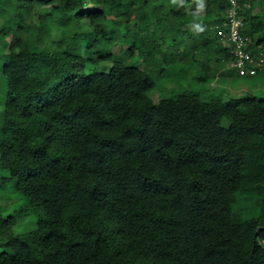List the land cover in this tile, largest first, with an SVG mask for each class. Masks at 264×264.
Instances as JSON below:
<instances>
[{"label":"trees","instance_id":"1","mask_svg":"<svg viewBox=\"0 0 264 264\" xmlns=\"http://www.w3.org/2000/svg\"><path fill=\"white\" fill-rule=\"evenodd\" d=\"M236 2L264 54V0ZM230 7L0 0V187L42 210L18 234L0 216V264H264V96L148 95L162 62L230 59L212 37Z\"/></svg>","mask_w":264,"mask_h":264},{"label":"rangeland","instance_id":"2","mask_svg":"<svg viewBox=\"0 0 264 264\" xmlns=\"http://www.w3.org/2000/svg\"><path fill=\"white\" fill-rule=\"evenodd\" d=\"M185 10L187 12L196 10L203 13L204 5L198 4V6H195L193 3H189L185 5ZM260 10L264 11V5L255 6L253 11L258 13ZM189 30H193V26ZM120 31L123 33L124 28L121 27ZM215 35H217V31L212 33V37H215ZM177 36L181 38L183 35L179 34ZM255 37H258V35H255ZM111 50L116 53L115 57L117 54L119 57L125 51L127 54L131 51L128 49V42L120 39L116 40V43L111 46ZM222 57L223 53L217 52L213 55L195 56L191 62H182L179 59L174 63L170 62V64L162 62L151 71L154 85L149 89L148 95L154 102H157L161 97L171 96L176 92L183 91L196 92L205 100L211 98L230 100L247 94L264 96V74L240 76L237 74L239 73L237 69L227 67L230 64ZM142 59L135 51L130 53L124 62L143 66ZM25 205V197L21 192L11 187L9 181L0 187V216L5 217L9 214L22 213L12 227L13 234L33 229L36 225V219L42 215L41 209L29 208L27 210ZM0 250H2V247H0Z\"/></svg>","mask_w":264,"mask_h":264},{"label":"built area","instance_id":"3","mask_svg":"<svg viewBox=\"0 0 264 264\" xmlns=\"http://www.w3.org/2000/svg\"><path fill=\"white\" fill-rule=\"evenodd\" d=\"M229 1L231 7L227 11L228 18L223 22L226 28L219 27L216 36L228 47L231 53L228 60L230 66L237 69L240 74H254L264 65V54L261 51L251 53L245 49L248 36L239 31L243 21L235 15L238 4L236 0Z\"/></svg>","mask_w":264,"mask_h":264}]
</instances>
